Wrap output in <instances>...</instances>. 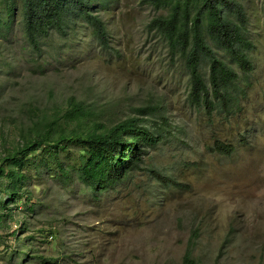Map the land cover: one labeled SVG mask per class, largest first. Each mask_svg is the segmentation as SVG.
I'll return each instance as SVG.
<instances>
[{"label":"rangeland","instance_id":"374dc122","mask_svg":"<svg viewBox=\"0 0 264 264\" xmlns=\"http://www.w3.org/2000/svg\"><path fill=\"white\" fill-rule=\"evenodd\" d=\"M244 2L254 68L244 76L219 49L241 74L229 108L193 101L186 66L148 29L165 10L143 0L95 7L110 30L107 47L80 19L67 35L44 37L41 54L19 17L0 35V156L22 139L29 106L47 120L72 97L108 127L135 116L163 136L145 153V170L100 193L77 173L61 178L54 162L28 167L30 194L0 222V264H42L41 256L53 264H181L192 241L201 264L264 262V0ZM203 71L209 77L207 64ZM218 139L235 151L214 149ZM76 155L62 158L75 164ZM151 167L177 183L159 181Z\"/></svg>","mask_w":264,"mask_h":264},{"label":"trees","instance_id":"16d2710c","mask_svg":"<svg viewBox=\"0 0 264 264\" xmlns=\"http://www.w3.org/2000/svg\"><path fill=\"white\" fill-rule=\"evenodd\" d=\"M111 1L0 0V35L9 32L19 17L29 46L41 54L44 37L51 32L67 35L80 19L91 28L93 39L107 47L110 30L95 7L107 6ZM143 1L165 10L151 18L148 29L164 43L173 59L178 57L186 66L191 77L193 101L200 103L203 100L209 106L218 104L229 108L237 98L234 92L241 74L219 54V49L234 58L244 76L254 68L250 50L255 47V42L249 34L244 0ZM204 64L209 66V77L203 71ZM69 104L62 113L57 111L47 120L39 117L36 106L27 108L31 123L19 143L0 156V181L6 193V198L0 201V210L9 208L18 197L30 194L27 188L24 189L29 179L28 167L51 168L54 162L61 178L68 179L77 173L94 193L106 191L126 181L135 170L147 168L145 153L157 146L163 138L161 134L135 116L108 127L76 97H72ZM161 109L157 106L152 113L161 112ZM70 122L74 125L69 128ZM74 146L78 147V155L73 152L78 166L76 163L68 165L62 158L64 154L71 156L70 150ZM214 149L231 154L235 146L218 139ZM149 171L163 183H177L154 167ZM9 215L12 211L8 209L1 213L0 222ZM194 249L195 242L192 241L181 264H201L194 256ZM41 258L42 264H53V258Z\"/></svg>","mask_w":264,"mask_h":264}]
</instances>
